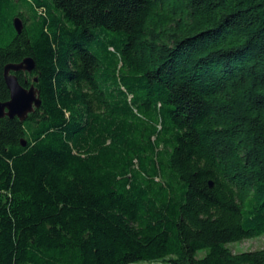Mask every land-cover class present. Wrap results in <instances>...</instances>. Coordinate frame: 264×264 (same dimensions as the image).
Here are the masks:
<instances>
[{
  "label": "trees",
  "instance_id": "16d2710c",
  "mask_svg": "<svg viewBox=\"0 0 264 264\" xmlns=\"http://www.w3.org/2000/svg\"><path fill=\"white\" fill-rule=\"evenodd\" d=\"M26 58L0 264H264L229 248L264 236V0H0V102Z\"/></svg>",
  "mask_w": 264,
  "mask_h": 264
},
{
  "label": "water",
  "instance_id": "95a60500",
  "mask_svg": "<svg viewBox=\"0 0 264 264\" xmlns=\"http://www.w3.org/2000/svg\"><path fill=\"white\" fill-rule=\"evenodd\" d=\"M13 24L17 34L21 35L24 30L22 19L16 17ZM35 69V61L32 58H26L21 63L6 66L4 76L10 92V100L5 103L0 102V119L8 117L9 119L18 118L21 121H26L31 113L41 107V100L36 87L33 84L29 87H24L16 75L21 72L31 74ZM34 82H37V79ZM25 145L26 143L23 142V146ZM210 186L212 187L213 185L210 184Z\"/></svg>",
  "mask_w": 264,
  "mask_h": 264
},
{
  "label": "rangeland",
  "instance_id": "374dc122",
  "mask_svg": "<svg viewBox=\"0 0 264 264\" xmlns=\"http://www.w3.org/2000/svg\"><path fill=\"white\" fill-rule=\"evenodd\" d=\"M229 248L232 250L233 253H242L248 251H255L264 248V236L244 240L242 242H237L229 245ZM203 254H201L202 256ZM154 264H161V263H154Z\"/></svg>",
  "mask_w": 264,
  "mask_h": 264
}]
</instances>
